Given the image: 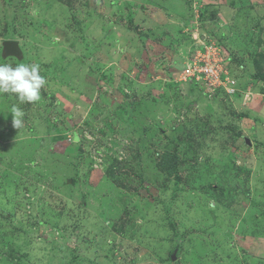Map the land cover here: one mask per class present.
Here are the masks:
<instances>
[{"label": "rangeland", "instance_id": "374dc122", "mask_svg": "<svg viewBox=\"0 0 264 264\" xmlns=\"http://www.w3.org/2000/svg\"><path fill=\"white\" fill-rule=\"evenodd\" d=\"M7 40L46 84L0 92V264H264V0H0ZM202 43L241 95L180 81Z\"/></svg>", "mask_w": 264, "mask_h": 264}, {"label": "built area", "instance_id": "2783aa9c", "mask_svg": "<svg viewBox=\"0 0 264 264\" xmlns=\"http://www.w3.org/2000/svg\"><path fill=\"white\" fill-rule=\"evenodd\" d=\"M196 50L179 74L180 81L200 85L207 95L223 92L227 96L239 93L238 83L227 69V57L214 43L203 44ZM249 93L242 94L247 100Z\"/></svg>", "mask_w": 264, "mask_h": 264}, {"label": "clouds", "instance_id": "9594fccd", "mask_svg": "<svg viewBox=\"0 0 264 264\" xmlns=\"http://www.w3.org/2000/svg\"><path fill=\"white\" fill-rule=\"evenodd\" d=\"M35 14V13H34ZM46 80L40 75L39 64L18 63L15 67L0 63V92L13 93L21 102H36L41 99L40 89ZM12 127L21 129L25 113L17 106H12Z\"/></svg>", "mask_w": 264, "mask_h": 264}, {"label": "trees", "instance_id": "16d2710c", "mask_svg": "<svg viewBox=\"0 0 264 264\" xmlns=\"http://www.w3.org/2000/svg\"><path fill=\"white\" fill-rule=\"evenodd\" d=\"M63 1H65L66 3H69L70 0H63ZM2 57H4V56H3V54H2V52L0 50V59H4ZM21 57H22V54H21ZM21 57H20V59H21ZM11 58H14L15 59V57H11ZM17 59H19V58H17ZM17 59H15L16 62H18ZM19 63H21V62L19 61ZM254 63H255V61H254ZM230 74H231V72H230ZM231 75L233 76V74H231ZM233 77H234L235 80H237L235 78V76H233ZM252 78H254L256 80H260L264 84V73L257 72V74H254L252 76ZM237 83H238V80H237ZM216 94H220V92L215 93V95ZM238 95H241V94H236L234 96L237 97ZM223 96L229 97L226 94L223 95ZM244 144H246V143L244 142ZM158 167H160L161 170H163L165 172H168V174H171L172 172H176V158L174 157V155H171L170 153H168V154L165 153V154H163V156L160 157L159 162H158ZM22 259H23V257H18V264H20V260H22Z\"/></svg>", "mask_w": 264, "mask_h": 264}, {"label": "water", "instance_id": "95a60500", "mask_svg": "<svg viewBox=\"0 0 264 264\" xmlns=\"http://www.w3.org/2000/svg\"><path fill=\"white\" fill-rule=\"evenodd\" d=\"M2 51L4 57H15L20 58L21 57V50L19 48L18 42L14 40H7L3 42L2 44ZM245 143L247 145H250V142L248 139H245ZM70 181H68L69 183ZM175 260V256H172V261Z\"/></svg>", "mask_w": 264, "mask_h": 264}]
</instances>
